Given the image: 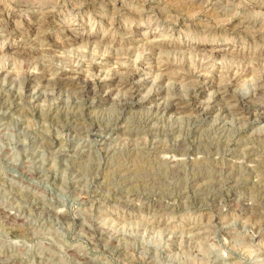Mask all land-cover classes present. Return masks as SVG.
Segmentation results:
<instances>
[{
	"label": "rangeland",
	"instance_id": "1",
	"mask_svg": "<svg viewBox=\"0 0 264 264\" xmlns=\"http://www.w3.org/2000/svg\"><path fill=\"white\" fill-rule=\"evenodd\" d=\"M262 80L264 0H0V264H264Z\"/></svg>",
	"mask_w": 264,
	"mask_h": 264
},
{
	"label": "bare ground",
	"instance_id": "2",
	"mask_svg": "<svg viewBox=\"0 0 264 264\" xmlns=\"http://www.w3.org/2000/svg\"><path fill=\"white\" fill-rule=\"evenodd\" d=\"M50 15H51V13H50ZM50 15H48V16H50ZM53 15V14H52ZM47 17V16H46ZM45 18V17H44ZM48 19V18H47ZM44 24V23H43ZM154 42H156V44H157V40L156 41H154ZM153 42V43H154ZM106 57V56H105ZM108 57V56H107ZM110 58V57H109ZM109 61H108V59L107 58H104V59H100L99 61H97V62H95V63H92V70H95V72L96 71H98L99 69H100V66H102L103 64H107ZM128 62V61H127ZM136 65V64H135ZM139 65V64H138ZM143 66V65H142ZM89 68V67H88ZM121 68H124V67H121ZM129 69V68H128ZM145 69V68H144ZM79 70V69H78ZM126 70V69H125ZM32 72V71H31ZM145 71H143V70H141L140 68L139 69H134V70H132V72L130 73V76H131V81L133 82V85H134V87L136 88V92L137 91H139L146 83H147V81H146V79H143L144 77H143V73H144ZM77 73V71H74V69L73 70H70V71H62V72H59L58 74H57V78L59 79V80H61L62 82H65V83H69V82H73V80H75V78L76 77H74L73 75L74 74H76ZM116 74V73H115ZM40 75L39 74H37V73H31V77H33V78H36V77H39ZM41 77V76H40ZM127 78V77H126ZM129 78V77H128ZM120 79V78H119ZM130 81V82H131ZM159 81V80H158ZM39 82H41V81H39ZM104 82V88H105V90H106V93L107 94H110L114 89H116V87H122L124 84H122V85H120V84H115V81H112V80H104L103 81ZM262 82H263V80H262ZM61 83V82H60ZM67 85V84H66ZM132 85V84H131ZM198 85H200V84H198ZM230 86V85H229ZM260 86V85H259ZM162 87V86H161ZM220 87V86H219ZM226 87V86H225ZM204 89H206V84H205V86L204 87H202L201 89H199V90H201V92H199L198 93V97H200V96H202V94H203V92H204ZM225 89H227V90H225ZM220 90V89H219ZM222 91H224V92H219L218 94H219V97H220V100L221 101H223V98H224V96L227 94V93H229L228 92V88H224V89H221ZM162 93H163V91L162 90H155V91H152V99L154 98V99H157V100H159V98H160V96L162 95ZM259 94H263L264 93V82L262 83V86L259 88V92H258ZM150 95V94H149ZM164 95V94H163ZM106 99H108V98H106ZM217 99V98H216ZM220 100H218V101H215V103H214V105L213 106H207L206 108H205V114H208V113H210V112H213L215 109H217L219 106H217V104L220 102ZM219 105V104H218ZM160 106V105H159ZM173 106V105H172ZM174 108V110L175 111H179V109H182V108H180V104H175L174 103V106H173ZM161 108V107H160ZM173 109L170 107V108H164V112L166 113V112H168V111H173ZM184 110V109H183ZM203 112V111H202Z\"/></svg>",
	"mask_w": 264,
	"mask_h": 264
}]
</instances>
